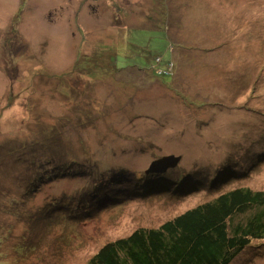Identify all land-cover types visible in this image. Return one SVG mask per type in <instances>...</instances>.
<instances>
[{
	"label": "rangeland",
	"instance_id": "obj_1",
	"mask_svg": "<svg viewBox=\"0 0 264 264\" xmlns=\"http://www.w3.org/2000/svg\"><path fill=\"white\" fill-rule=\"evenodd\" d=\"M238 186L264 190V0H0V264H88Z\"/></svg>",
	"mask_w": 264,
	"mask_h": 264
},
{
	"label": "trees",
	"instance_id": "obj_2",
	"mask_svg": "<svg viewBox=\"0 0 264 264\" xmlns=\"http://www.w3.org/2000/svg\"><path fill=\"white\" fill-rule=\"evenodd\" d=\"M253 240L264 242V190L238 186L106 245L88 264H229Z\"/></svg>",
	"mask_w": 264,
	"mask_h": 264
},
{
	"label": "water",
	"instance_id": "obj_3",
	"mask_svg": "<svg viewBox=\"0 0 264 264\" xmlns=\"http://www.w3.org/2000/svg\"><path fill=\"white\" fill-rule=\"evenodd\" d=\"M178 160H180V158L172 157V155L161 157L160 159L153 161L149 165L148 169L145 170V173L157 172L159 174H163L164 172L168 171L170 167H175L173 163L176 164Z\"/></svg>",
	"mask_w": 264,
	"mask_h": 264
},
{
	"label": "flooded vegetation",
	"instance_id": "obj_4",
	"mask_svg": "<svg viewBox=\"0 0 264 264\" xmlns=\"http://www.w3.org/2000/svg\"><path fill=\"white\" fill-rule=\"evenodd\" d=\"M88 6H90L91 8L93 7L92 3H87Z\"/></svg>",
	"mask_w": 264,
	"mask_h": 264
},
{
	"label": "bare ground",
	"instance_id": "obj_5",
	"mask_svg": "<svg viewBox=\"0 0 264 264\" xmlns=\"http://www.w3.org/2000/svg\"><path fill=\"white\" fill-rule=\"evenodd\" d=\"M247 11H249V10H247ZM246 15V14H245Z\"/></svg>",
	"mask_w": 264,
	"mask_h": 264
}]
</instances>
